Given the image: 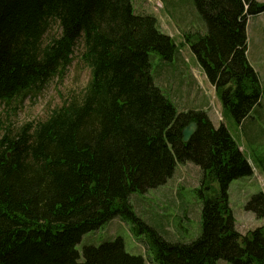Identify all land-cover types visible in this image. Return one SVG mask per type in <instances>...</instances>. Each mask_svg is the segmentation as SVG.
<instances>
[{
    "label": "trees",
    "instance_id": "trees-1",
    "mask_svg": "<svg viewBox=\"0 0 264 264\" xmlns=\"http://www.w3.org/2000/svg\"><path fill=\"white\" fill-rule=\"evenodd\" d=\"M193 3L206 33L185 42L224 119L242 125L261 103L247 23L264 3ZM53 24L60 34L48 36ZM76 50L91 71L85 90L0 137V264H264V225L242 235L229 202L230 184L254 167L223 122L216 128L205 111H179L156 84L150 55L171 61L178 47L156 17L136 14L133 0H0V104L41 93ZM185 163L201 169L202 231L172 242L137 215L131 196L165 185ZM245 209L264 220V193ZM114 219L131 225L145 257L128 253L122 239L77 250Z\"/></svg>",
    "mask_w": 264,
    "mask_h": 264
},
{
    "label": "rangeland",
    "instance_id": "rangeland-1",
    "mask_svg": "<svg viewBox=\"0 0 264 264\" xmlns=\"http://www.w3.org/2000/svg\"><path fill=\"white\" fill-rule=\"evenodd\" d=\"M264 3V0H257ZM134 9L138 15H153L158 20L162 33L169 35L176 43L178 51L174 61L166 60L159 53L150 55L152 73L156 84L170 95L179 111L185 105L182 94L190 89L187 80L191 75L196 77L200 97H207L209 110L219 114L223 120L222 106L215 89L209 84L186 37L206 33L200 21L193 0H133ZM50 35H59L60 29L53 24ZM248 52L251 65L259 73L262 83L261 103L252 117L243 125H238L231 118L223 122L233 139L236 141L246 158L256 172L253 176L234 180L229 188V202L236 221V228L242 234L264 225V220L257 219L245 207L250 198L260 192L264 193V139L254 134L256 129L264 131V13L251 16L247 23ZM177 71H182L185 81L178 77ZM91 79V71L80 59L76 50L72 65L62 78H54L41 93L31 92L21 96L11 104H0V137L8 129L16 131L23 125L45 119L48 114L64 104L65 101L81 94ZM164 85V86H162ZM168 86L171 92L165 88ZM192 109V104L187 105ZM201 111V110H200ZM221 121L216 122L220 125ZM201 169L192 164H180L175 175L159 188L146 193H136L131 196V202L137 215L147 224L155 228L165 239L172 242L188 243L195 240L202 231L201 223ZM215 187L217 185L215 184ZM122 239L126 251L135 256H146L144 244L138 241L131 232V225L120 219H114L98 230L86 233L77 246L82 252L88 245L99 246L105 242ZM146 264H157L146 260ZM217 264H231L219 261Z\"/></svg>",
    "mask_w": 264,
    "mask_h": 264
},
{
    "label": "crops",
    "instance_id": "crops-1",
    "mask_svg": "<svg viewBox=\"0 0 264 264\" xmlns=\"http://www.w3.org/2000/svg\"><path fill=\"white\" fill-rule=\"evenodd\" d=\"M178 77L185 81L186 77L184 76L182 71H177ZM191 78H189V80H187V85L190 86V89L187 90L185 93L182 94V100L184 101L185 105L183 107V111L185 110H194V111H205L207 112V115L209 117V119L212 121V123L214 124L215 127H219L218 125H216L218 121H221V117L219 116V114H214L213 111L209 110L210 106H209V100L207 97H203L201 99V102L198 101L199 97H200V90H199V84L198 81L196 79V77H194V75L190 76ZM164 86V85H162ZM167 89L168 92H171L170 89H168V86L165 87ZM190 104H192V109H187V105L190 106ZM222 108V107H221ZM259 107H257L255 110V112L257 111ZM253 110V112H254ZM252 112V113H253ZM252 117V114L250 116V118ZM249 119V118H248ZM246 122V121H245ZM244 122V123H245ZM243 123V126H244ZM256 129V132L254 134H257L259 136H262V138L264 139V131H259ZM264 169V167H263ZM256 167H254V173L256 172Z\"/></svg>",
    "mask_w": 264,
    "mask_h": 264
},
{
    "label": "water",
    "instance_id": "water-1",
    "mask_svg": "<svg viewBox=\"0 0 264 264\" xmlns=\"http://www.w3.org/2000/svg\"><path fill=\"white\" fill-rule=\"evenodd\" d=\"M197 130V124L191 123L182 131L183 142L188 143Z\"/></svg>",
    "mask_w": 264,
    "mask_h": 264
}]
</instances>
